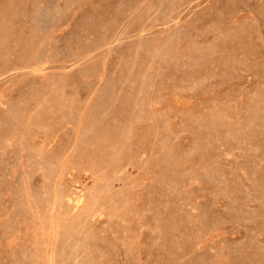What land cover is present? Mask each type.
Wrapping results in <instances>:
<instances>
[{
	"label": "rangeland",
	"instance_id": "374dc122",
	"mask_svg": "<svg viewBox=\"0 0 264 264\" xmlns=\"http://www.w3.org/2000/svg\"><path fill=\"white\" fill-rule=\"evenodd\" d=\"M0 264H264V0H0Z\"/></svg>",
	"mask_w": 264,
	"mask_h": 264
}]
</instances>
